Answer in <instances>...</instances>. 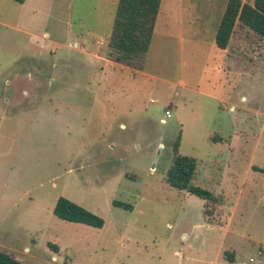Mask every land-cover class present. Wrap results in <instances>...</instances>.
I'll return each mask as SVG.
<instances>
[{"label": "rangeland", "instance_id": "1", "mask_svg": "<svg viewBox=\"0 0 264 264\" xmlns=\"http://www.w3.org/2000/svg\"><path fill=\"white\" fill-rule=\"evenodd\" d=\"M227 1L185 0L197 22L181 38L161 19L133 69L89 54L105 50L118 0L31 2L27 32L0 33V249L23 264H264V39L239 26L212 48ZM19 8L0 0V17L14 23ZM179 138L193 184L223 197V225L233 212L246 239L167 183ZM61 196L104 226L58 218ZM233 242L235 260L218 256Z\"/></svg>", "mask_w": 264, "mask_h": 264}, {"label": "trees", "instance_id": "2", "mask_svg": "<svg viewBox=\"0 0 264 264\" xmlns=\"http://www.w3.org/2000/svg\"><path fill=\"white\" fill-rule=\"evenodd\" d=\"M23 4L25 0H14ZM162 0H118L107 57L116 63L135 66L139 59L149 50L156 19ZM239 26L250 28L264 39V0H254V3L242 0H228L221 21L215 34L216 46L226 49L230 39ZM180 138L174 143L175 157L167 170V183L179 190H185L205 201L203 212L207 220L215 215V206L223 205L222 196H216L212 191L193 184L198 162L193 156L178 152ZM263 171L264 168L257 167ZM114 205L132 209L133 206L114 200ZM54 214L63 220L82 223L96 228H102L105 220L98 214L82 205L61 196L53 209ZM55 251L58 250L54 246ZM230 260V258H229ZM0 264H23L10 253L0 249Z\"/></svg>", "mask_w": 264, "mask_h": 264}, {"label": "crops", "instance_id": "3", "mask_svg": "<svg viewBox=\"0 0 264 264\" xmlns=\"http://www.w3.org/2000/svg\"><path fill=\"white\" fill-rule=\"evenodd\" d=\"M31 2H43V0H25V2L23 4H19V3L16 2L18 5H20V8H19L20 12H19L15 22L12 23V22L7 21L6 19L0 17V33L3 30H11V29L14 30V31L27 32L26 31L27 29H23L21 27L24 26L22 24H23L24 20H26L25 17H24L25 16L24 15V11H25V9H27V7L30 5ZM117 4H118V2H117ZM225 4L226 3H224V5ZM224 5L223 6L220 5V7H219L220 15H219V17L216 20H214V23H212L210 25V28L207 31L208 33L210 32L209 35L207 34V38L210 41V44H211L212 48L214 47V45H216V43H215V34L217 33L216 30L218 28V25H219V23L221 21L222 15H223L225 7H226V5L225 6ZM171 6H173L174 8H172ZM190 8H194V3L193 2H185V0H180V2H173L172 5H171V3L167 2V0H162L161 1V6H160V10H159V13H158V16H157V19H156V23H155L152 39L158 33V27H159V23H160L161 19L163 20L164 25L165 24L166 25L171 24L172 22H175V24H178V28L177 29L179 31L178 32L179 36L181 38H183L185 36V23H189V25H191L194 22H197L196 20H198V15H196V17H195V14H193L194 10L192 11V9H190ZM114 17H115V13H114ZM33 19L38 20V17H35V18L32 17V19H31V16H29V20L28 21H32ZM113 22H114V20H113ZM112 27H113V25H112ZM26 28H28V27H26ZM111 32H112V28H111L110 33L108 34L109 35V39H108L107 44H106L107 46H108V42L110 40ZM205 32H206V28L202 30V33H205ZM233 35H232V37H233ZM107 46H106L105 50L103 51V53L100 52L98 54V53L90 52L89 54L93 55L95 57H98L100 59H103L105 62L118 64V65H121V67H123V68L133 69L132 67H130L128 65L121 64V63H116V62L111 61L106 55ZM218 49H220V48H218ZM226 49H220V50L225 52ZM137 70L140 71L141 74H144V75L148 74V71L146 72V71H144L142 69H137ZM223 206H225V204ZM221 210H222V205L215 212V215H214L215 218L214 217H213V219L211 218L212 220L211 219L207 220L206 217L204 216V212H203V217H205L204 220L211 226L224 227L225 228V232L232 233L234 235V238H238L239 240L246 239V237H248V235H246L244 232H242L240 230H238L236 232H232V230H231V224H232V221L234 219L233 218V216H234L233 212H231V211L229 212L228 218H230V219H229L228 222H225V226L223 225L224 222H223L222 219H223V217H225V213H222V212L220 213ZM224 246H225V243L222 244V246H221V248L219 250L218 256L222 255L225 259L227 258L229 260V258H230V260H235V256H236L235 252H237V247L235 245V242H233L232 245H231V248H234V252L228 251L227 249H225ZM14 257L16 259L20 260L17 256H14Z\"/></svg>", "mask_w": 264, "mask_h": 264}, {"label": "built area", "instance_id": "4", "mask_svg": "<svg viewBox=\"0 0 264 264\" xmlns=\"http://www.w3.org/2000/svg\"><path fill=\"white\" fill-rule=\"evenodd\" d=\"M170 114H171V112H170L169 110H167V111H166V115H170ZM166 120H167L166 118H163V119H162V122L165 123Z\"/></svg>", "mask_w": 264, "mask_h": 264}]
</instances>
